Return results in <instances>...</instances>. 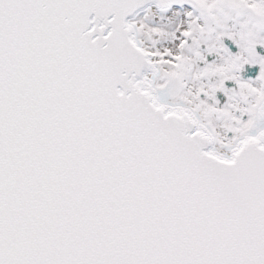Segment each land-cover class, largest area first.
<instances>
[{
	"label": "snow or ice",
	"instance_id": "obj_1",
	"mask_svg": "<svg viewBox=\"0 0 264 264\" xmlns=\"http://www.w3.org/2000/svg\"><path fill=\"white\" fill-rule=\"evenodd\" d=\"M0 264H264V0H0Z\"/></svg>",
	"mask_w": 264,
	"mask_h": 264
}]
</instances>
